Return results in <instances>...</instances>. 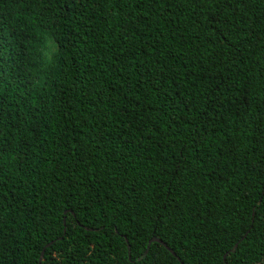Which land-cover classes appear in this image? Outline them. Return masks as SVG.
Segmentation results:
<instances>
[{
	"label": "trees",
	"instance_id": "16d2710c",
	"mask_svg": "<svg viewBox=\"0 0 264 264\" xmlns=\"http://www.w3.org/2000/svg\"><path fill=\"white\" fill-rule=\"evenodd\" d=\"M0 264H264V0H0Z\"/></svg>",
	"mask_w": 264,
	"mask_h": 264
},
{
	"label": "snow or ice",
	"instance_id": "6c2138e0",
	"mask_svg": "<svg viewBox=\"0 0 264 264\" xmlns=\"http://www.w3.org/2000/svg\"><path fill=\"white\" fill-rule=\"evenodd\" d=\"M53 259H55V257Z\"/></svg>",
	"mask_w": 264,
	"mask_h": 264
}]
</instances>
